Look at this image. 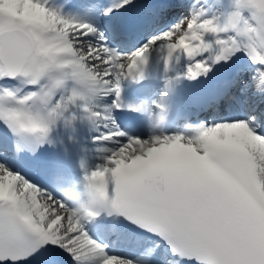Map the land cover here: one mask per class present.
I'll return each instance as SVG.
<instances>
[{
  "label": "snow or ice",
  "instance_id": "6c2138e0",
  "mask_svg": "<svg viewBox=\"0 0 264 264\" xmlns=\"http://www.w3.org/2000/svg\"><path fill=\"white\" fill-rule=\"evenodd\" d=\"M172 2L96 0L95 21L84 22L48 0H0V264H264V0H233L223 19L193 7L165 23ZM154 50L166 71H182L158 100L125 105L122 81L143 79ZM238 61L237 76L251 74L243 110L225 99L233 78L210 89V122L179 132L166 123L155 138L118 122L165 99L170 113L176 80ZM77 112L97 133L100 160L82 164L81 178L45 156L52 126ZM72 181L107 210L74 215L63 194ZM117 243L132 251L114 253Z\"/></svg>",
  "mask_w": 264,
  "mask_h": 264
},
{
  "label": "bare ground",
  "instance_id": "6f19581e",
  "mask_svg": "<svg viewBox=\"0 0 264 264\" xmlns=\"http://www.w3.org/2000/svg\"><path fill=\"white\" fill-rule=\"evenodd\" d=\"M48 3H49V6L53 10L58 11L62 16H65L66 18L77 19V20H81L84 22H94L95 21V19L92 17L97 11L95 6L92 7V10L91 8L88 9V11L89 10L91 11L89 12V15H87L86 13H76L77 12L76 10L74 9L72 10L70 8L60 10L56 6V4H54L52 1H49ZM198 3L200 5H197ZM193 7H196L197 9L205 8L206 14L208 15L209 18H212L215 16V17H220L221 19L222 17H224V15H227L230 10H232L230 0H184V1L177 0V1L172 2L171 10L167 13V17H165V22L170 21V19H172L173 17H175L177 21L182 17L189 16L191 14ZM176 12H180V13H176ZM216 67H218V65ZM181 71H182V65L179 67V72ZM250 75L251 74L249 73V75L246 74L245 76H242L243 82L249 81ZM204 78L206 77H200L199 79H204ZM243 82L240 85L238 84L236 85L239 91L238 94H240L241 97L240 98L236 97L237 99H235V101L237 102V105L239 104L242 105V108H244L243 102L246 96H250L251 91H252L251 87H249L248 92L241 94V89L244 87V85H242L244 84ZM226 101L228 102L227 99ZM106 102L109 103L108 98ZM221 103L223 104L225 103V101H222ZM84 120L85 119H81V114L79 113H76V119L68 123V126H66V123L63 120H60L55 125H53L55 130L49 136V139L51 141H52V136L56 133L65 134V137L67 139H70L67 137L68 135L71 138L75 139L74 141H72V144H69L68 142L66 143L63 142V145H64L63 147H65L66 149H70L71 151L74 152V155L72 156V158H68L66 154L64 155V158L66 160V163L69 164V166H67V169L71 170L76 175H78L80 171L83 170L81 167L82 164L86 168L93 169L94 164L100 162V160L97 158L98 154L96 152V148L85 144L89 142L88 139H86L85 137H88L89 135H91L92 133H95L96 131L93 130L92 125L87 120L85 121ZM79 142L82 144H80ZM51 147L54 150L60 149V147H57L53 145L52 143H51ZM77 160H79L78 166L75 164V161ZM75 177L78 178V176H75ZM78 183L79 181H72L67 185L68 191H69V197H66V198H68L69 200L71 199V192H70L71 190L75 192L73 196H75L81 191V183L79 184ZM85 227L88 228L90 231L94 232V229L91 225H86ZM119 244L120 243L115 244L116 249H118ZM119 249L121 250L122 248L119 247ZM131 251L132 249L129 246H126L125 252H131Z\"/></svg>",
  "mask_w": 264,
  "mask_h": 264
},
{
  "label": "clouds",
  "instance_id": "9594fccd",
  "mask_svg": "<svg viewBox=\"0 0 264 264\" xmlns=\"http://www.w3.org/2000/svg\"><path fill=\"white\" fill-rule=\"evenodd\" d=\"M169 114L167 105H162L160 110L152 117L151 127L149 129L152 138L162 135ZM72 212L79 217H85L94 214L95 210H107V203L99 199L95 194H90L87 201L73 202Z\"/></svg>",
  "mask_w": 264,
  "mask_h": 264
},
{
  "label": "rangeland",
  "instance_id": "374dc122",
  "mask_svg": "<svg viewBox=\"0 0 264 264\" xmlns=\"http://www.w3.org/2000/svg\"><path fill=\"white\" fill-rule=\"evenodd\" d=\"M197 5H200V4L198 3ZM202 9H203V10L205 11V13H206L205 8H202ZM230 11H231V10H230ZM230 11H229V12H230ZM176 13H180V12H176ZM207 16H208V15H207ZM172 22H176L175 17H173L172 19H170V21H168V23H172ZM236 97H237V98H238V97L240 98L241 96H240V94L237 93V95H235V98H236ZM232 102L234 103V102H236V101L233 100ZM95 133H96V132H95ZM95 133H92V134H95ZM93 147H94V144H93Z\"/></svg>",
  "mask_w": 264,
  "mask_h": 264
}]
</instances>
